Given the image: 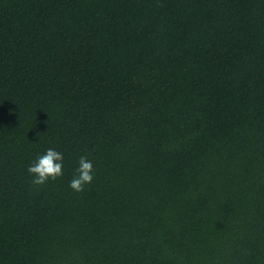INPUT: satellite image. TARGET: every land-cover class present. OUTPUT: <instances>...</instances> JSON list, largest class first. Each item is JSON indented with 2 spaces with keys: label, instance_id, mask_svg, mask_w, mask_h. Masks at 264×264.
<instances>
[{
  "label": "trees",
  "instance_id": "trees-1",
  "mask_svg": "<svg viewBox=\"0 0 264 264\" xmlns=\"http://www.w3.org/2000/svg\"><path fill=\"white\" fill-rule=\"evenodd\" d=\"M0 264H264V0H0Z\"/></svg>",
  "mask_w": 264,
  "mask_h": 264
},
{
  "label": "clouds",
  "instance_id": "clouds-1",
  "mask_svg": "<svg viewBox=\"0 0 264 264\" xmlns=\"http://www.w3.org/2000/svg\"><path fill=\"white\" fill-rule=\"evenodd\" d=\"M33 177L32 184L42 186L49 180L55 181L63 175V153L48 149L45 154L28 167ZM93 164L86 157L81 156L76 168V175L70 181L69 187L75 192L84 191V187L93 180Z\"/></svg>",
  "mask_w": 264,
  "mask_h": 264
}]
</instances>
